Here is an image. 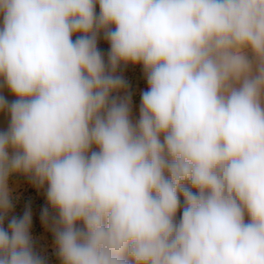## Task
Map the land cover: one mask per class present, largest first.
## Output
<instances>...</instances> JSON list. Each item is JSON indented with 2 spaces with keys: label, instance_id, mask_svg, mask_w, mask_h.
Wrapping results in <instances>:
<instances>
[{
  "label": "clouds",
  "instance_id": "clouds-1",
  "mask_svg": "<svg viewBox=\"0 0 264 264\" xmlns=\"http://www.w3.org/2000/svg\"><path fill=\"white\" fill-rule=\"evenodd\" d=\"M0 113V264H264V0H0Z\"/></svg>",
  "mask_w": 264,
  "mask_h": 264
},
{
  "label": "rangeland",
  "instance_id": "rangeland-1",
  "mask_svg": "<svg viewBox=\"0 0 264 264\" xmlns=\"http://www.w3.org/2000/svg\"><path fill=\"white\" fill-rule=\"evenodd\" d=\"M99 47L106 51L108 45L101 40ZM124 75L129 82L130 91L133 94L134 114L138 115L140 92L147 88L146 81L138 66H129L125 70ZM9 187L11 190L12 203L14 205L11 214L20 217L26 209H31L33 216L31 234L36 249L45 258L46 264H59L54 247L53 235L44 227L40 220L41 211L46 207V199L43 190L35 188L23 175L11 176L9 178Z\"/></svg>",
  "mask_w": 264,
  "mask_h": 264
},
{
  "label": "water",
  "instance_id": "water-1",
  "mask_svg": "<svg viewBox=\"0 0 264 264\" xmlns=\"http://www.w3.org/2000/svg\"><path fill=\"white\" fill-rule=\"evenodd\" d=\"M5 94H7V93H5ZM7 123H8L7 116L3 113H0V129L6 128Z\"/></svg>",
  "mask_w": 264,
  "mask_h": 264
}]
</instances>
